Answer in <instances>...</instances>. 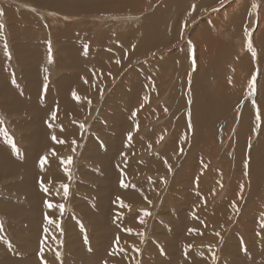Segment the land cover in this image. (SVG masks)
I'll list each match as a JSON object with an SVG mask.
<instances>
[{
  "label": "rangeland",
  "instance_id": "rangeland-1",
  "mask_svg": "<svg viewBox=\"0 0 264 264\" xmlns=\"http://www.w3.org/2000/svg\"><path fill=\"white\" fill-rule=\"evenodd\" d=\"M62 1L66 2V7L71 3L69 0ZM139 2L134 1L135 4ZM148 2L150 4L140 12L137 11L146 2L120 14L115 13L118 5H111L94 15L83 12L85 9L74 1L75 6L71 3L68 9L74 14L65 15L92 18L91 21L82 20L85 27L75 21L71 22L73 26L58 22L64 17L61 14L55 17V12L59 10L51 7L49 2L0 0V9H3L0 23L4 25L0 28V89L6 80L15 81L18 87L25 86V75L29 72L34 79H40V67L44 69L43 79H51L50 83L46 81L48 90L56 89V81L66 75L63 91L60 90L61 94L51 99L56 104L50 101L47 104L51 107H46V114L51 117L48 124H54L53 129H60L55 124L64 120V103L67 97H74L72 91L79 89L75 98H86L88 105L83 108L86 122L82 124L77 119L73 120V148L68 147L70 151L67 152L68 157L73 158L72 164L67 165L71 176L65 172L61 184L53 182L49 185L51 189H59L63 184L69 186L68 197L63 196L61 188L62 195L55 202L64 204L65 210L61 213L57 209L50 215L54 222L43 219L45 214L33 211L31 196L19 190L23 187L20 169L14 175L11 168L6 169L5 175H9L6 177H2L3 170L0 171V203H16L13 207L0 206V222L3 223V230H0V264H264V189H260L261 184L249 174L246 156H251L264 140V110L260 108L261 103L264 105V102L260 103L264 100L261 97L264 93V0H185L180 8L173 7V0ZM235 2L232 10L236 14L228 17L227 12L231 10L228 5L232 3L233 6ZM199 3L200 11L191 8L193 5L199 7ZM253 4L257 7L253 8ZM158 6L164 8L163 15L168 20V27L171 25L172 28L168 30L169 39L164 42V47L155 49L160 53L151 57L138 56L135 60H130L132 54L129 52L120 60L115 57L108 67L114 71H109L108 75L106 69L103 72L107 77L115 74L114 78L109 79L102 90H95L88 83L85 87L71 86L69 79L78 71L61 66V62L70 61V56L64 47L68 43L61 39L60 31L65 34L70 32L66 35L73 39L101 33L104 39L114 38L112 42L119 44L122 34L128 35L139 28L144 17L152 14ZM93 18L106 20L99 22ZM249 38L256 52L255 57L247 47ZM71 40L70 45L73 43ZM5 43L10 57L6 54ZM33 47L36 49L34 63L38 64L28 66L25 58L31 55ZM88 47L91 50L97 48ZM254 74L256 89L250 95L249 83ZM154 79L157 82L152 85ZM145 85L149 87L142 90ZM207 92L213 94L221 110L210 123V128L199 129L195 126L196 116L193 114L196 112H193L192 98L198 95L201 99ZM145 97L151 101L141 108L138 101L140 98L145 100ZM63 98L66 100L63 101ZM223 111H228L230 115ZM53 112L56 113L55 118ZM142 115L145 117L136 122V116ZM133 116L135 123L132 122ZM0 118L3 119L1 130L15 141L18 148H25L26 138L31 134L30 117L8 113L2 107L0 98ZM126 121L131 124L128 127L131 131L128 129L125 137L128 138V132L132 133L133 148L131 156L125 161V169L132 172L130 183L134 186L132 189L136 197L131 198L129 203L124 196L120 198L129 207H117L119 211L114 209L118 218L113 229L104 227L106 225L101 219L97 220L102 224L97 223L75 208L82 202L93 203L94 197L89 196L88 193H92L89 189L100 185L99 181L86 176V172L98 170L84 155L89 139L94 137L100 146L108 147L109 141L104 138L115 133L116 124ZM202 121L207 126V119L202 118ZM53 135L48 142L45 138L41 139V144L45 139L47 145H54ZM138 139L141 144H138L140 146L134 154ZM54 151L60 157L61 152ZM161 155L163 159H160ZM62 157L63 160L68 158ZM145 183L150 185L143 186ZM242 191H245L244 194ZM27 200L29 202L26 203ZM145 211L150 215L145 216ZM47 223H50V228L46 233ZM95 224H100L99 230L94 228ZM96 250L98 253L91 254Z\"/></svg>",
  "mask_w": 264,
  "mask_h": 264
},
{
  "label": "bare ground",
  "instance_id": "bare-ground-1",
  "mask_svg": "<svg viewBox=\"0 0 264 264\" xmlns=\"http://www.w3.org/2000/svg\"><path fill=\"white\" fill-rule=\"evenodd\" d=\"M69 1H71L72 4H74V1H76L81 9L82 8L85 9L83 12L94 13V15H97V14H95L97 12H103L104 9L108 8L111 5H118L117 8H119V7L120 8L119 9L115 8V13L120 14V12L125 11L126 9L134 8L135 5H138L139 3H142V2H146V4L144 3L145 5L139 4L141 6H140V10L137 12H140L143 10V8L147 7V5L150 4V2H148V0H143V1L139 0L140 2L137 4L134 3L135 0H69ZM106 1H108V5H107ZM184 1L185 0H173V7L180 8L183 5ZM194 1L202 2L204 0H194ZM260 1H262V0H260ZM44 2H49L51 7L59 10L58 12H55V17L56 16L58 17V14H61V16L64 18H61V20H59L58 22H63V23L67 22V24H68L67 26H70L71 22H74V21L77 23L79 22V25L81 26V25H84V24H82L83 19H86L87 21L88 20L91 21V19H92V18L90 19V18H83V17L77 18V16H73V15L66 16L65 13H70L68 11V9H70L69 7L71 6V3H69V6L66 7L67 6V5H65L66 2H64L62 0H42V3H44ZM210 2H212V1H210ZM174 3H176V5H174ZM232 3L228 5V7H231V10L227 12L228 17H232L236 14L232 10V8L235 6L236 2L234 3L233 6H232ZM198 5H199V7L195 5V11H200L201 4L199 3ZM74 6H75V4H74ZM186 6H188V5H186ZM31 8L33 9V7H31ZM186 8H188V7H186ZM191 8L193 9V7H191ZM192 9H190V11ZM5 11L7 12L8 10L5 8ZM48 11H51V10L48 9ZM83 12L82 13H75V14L79 15V14H83ZM164 12H165L164 8L162 6H158L152 14L146 15L144 17L139 28L132 30L128 35L122 34V36L119 37V40H121L119 44H115V42H112V40H114V38L104 39V37H102L101 33H98L97 36L96 35L95 36H92V35L88 36L87 35V37H84V38L76 37L73 39V37L70 38V36H67L70 32L68 34L66 33L67 34L66 35L63 31H60V33L62 32L61 33V39L64 41L66 40L68 43V45H64V47H66V49H67L66 52H68V54L70 56V61H68V63L61 62L62 63L61 66L64 69L72 68L75 70V72L78 71V72H76V74L74 73L72 75V78L70 77V79H69L72 82L71 86L77 85L78 87H85V86H87V83H88V85L90 87H93L95 90H97V89L102 90L105 83L109 79L114 78L115 74L113 76L111 75L112 77H107V76L103 75V72L106 69L108 72L107 73V75H108L109 71H114L110 68L108 69V67H109V64L113 63L115 57H116V59L120 60L122 57L127 55L128 52L132 54V55H130V60H135V59H137L138 56L139 57H148V56L151 57L152 55L155 56L157 54V52H159V50L156 51L155 49L162 47L164 45V42H168V39H169L168 30L172 29L171 25L168 27V25H169L167 22L168 20L163 15ZM175 12H177L176 9H175ZM104 13H105V11H104ZM70 14H74V13L72 12ZM106 14H108V13H106ZM171 16H173V15H171ZM116 17H117V15H116ZM93 19H98L99 22H105V20H106L105 18H93ZM15 20H17V19H15ZM114 20H115V17H114ZM107 21H110V20H107ZM182 22H184V21H182ZM94 24L96 25L97 22H95ZM116 24H118V23H116ZM71 26H73V25H71ZM87 27H88V25H87ZM115 27H117V26H115ZM89 28H93V27H89ZM77 32H80V31H77ZM127 32H128V30H127ZM83 33H85V32H83ZM84 35H86V34H84ZM201 38H204V37H201ZM70 40H71V42H73L71 45H70ZM91 40H93V41H91ZM41 44H43V43H41ZM26 45H28V42ZM85 45L97 46V48L93 47L91 50L88 47L87 48V54H85ZM133 45H136V46L133 47ZM257 45H258V43H257ZM116 46L118 47L117 49H116ZM34 48L35 47H33V49H30L31 55L26 56V58H25L26 64L28 66H30L32 63H34V61H36V59H34V57H33L34 51L36 50ZM113 48H115V49H113ZM16 50H18V47L16 48ZM153 51H156V52H153ZM259 51H261V47H259ZM27 52H28V50H27ZM205 52H206V50H205ZM206 53H209V51ZM262 54L264 56V51ZM34 64H38V62L34 63ZM40 66H41V64H40ZM43 70L44 69H42L40 67V69H39L40 74H41L40 79L39 78L34 79L31 72L26 74L25 75V80H26L25 86L18 87L16 83L14 84V83L10 82L9 80H6L4 87H2L0 89L1 104H2V107L8 113L27 114L30 117V119L32 120L31 134L28 138H26L27 146L23 149H20L17 146V148L19 149V154H17V152L12 149L11 145L8 143L9 137L0 128V171L3 170V172H1L2 177L3 176L6 177V176H9V175H5L7 173L6 169L11 168V170L13 171V175L15 174L16 170L20 169L21 170L20 174L23 175V181H22L23 187L19 190L21 192H23L24 194L31 196L30 203L32 205L33 211L35 210L36 212L41 213L42 215L47 214L50 217V215L52 213L56 212L57 208H53V209L47 208V206L45 205V201L47 200V201H50V202L55 204V202H57L58 199L62 195V189H61V187L59 189H51V188H49V185L53 184V182H55L57 184H61L62 180L65 178V171H64L65 165L62 163V161H63L62 156L68 157L67 152L70 151L68 149V147H70V149L73 148V143L71 142L72 141L71 137L74 138V136H75V134H74L75 129L73 128V126H74L73 120L77 119L82 124H84V121L86 122L85 115L83 113L84 112L83 108L85 107V104H86V98H85V100L83 98L81 99L80 97H79V99H77L74 96L71 99H68V97H67L68 94H67L65 96V97H67V101H65L66 99L63 98V101H65L64 104L66 105V112L63 115L64 120L61 123L55 124V125H59L60 129H58V128L56 129V127H55V129H53V127H54L53 123L54 122L52 123L53 125L48 124V122L51 121V117H49L50 114L49 115L46 114V112H47L46 109L48 108L47 106L49 105L47 103L52 101L56 104V101L51 100V99L55 95L61 94V91H63L62 89H63V84L66 80V75L61 76L60 79H58L56 81V83H57L56 89L48 90L46 81H48L50 83L51 79L50 78H48L47 80L43 79V75L45 74ZM63 77H65V78H63ZM1 81H2V79H1ZM155 82H157L156 79L153 80L152 85ZM71 86L69 85V87H71ZM77 86H76V88H77ZM148 87H149V85H145V86H142L141 89L144 90V88H148ZM74 91H72V92H74ZM75 92L77 94V92H79V89H77ZM260 92H258V93H260ZM192 94H193V91H192ZM259 97H260V95H259ZM261 97L262 98L264 97V93L261 95ZM149 99L142 100L140 98L139 99L140 102L138 101V103H141V105L144 106L145 103H149L151 101V100L149 101ZM59 100H60V98H59ZM192 100L194 101L193 112H196L195 114H193L194 116H196L195 120H194L196 128H199V129L210 128V125H211L210 123L220 114V110H221L218 108V105L214 100L213 94L207 92L205 95H203L201 97V99L198 95H195L194 98H192ZM132 101L137 102V100H132ZM261 102H264V100H260V103ZM87 106L88 105L86 104V108H87ZM135 108H136V106H135ZM141 108H143V107H141ZM260 108H261V110H264V105L262 103H261ZM60 110H62V109H60ZM133 110H135V109H133ZM223 113H226L227 116L229 114L228 111L227 112L223 111ZM134 116L132 117L133 123H135L134 122ZM142 117H145V116H143V115L140 117L136 116V122H139V119L142 120L143 119ZM202 118L207 119V121H208L207 126L204 125ZM130 125L131 124H129L128 121L123 122L121 124H116L117 127L115 129V133L108 134L107 137L104 138V140H106V138H107V140L109 141L108 147H103L102 145L100 146L99 142H97L94 139V137H91L88 141V147L84 152L85 157L88 158L89 161L96 168H98V170L96 172L95 171L86 172V176L90 179H94L95 181L96 180L99 181V182H97V181L96 182L99 183L100 185L97 184L99 186H96L95 188L89 189V191L92 192V193H88L89 196L94 197L93 203L86 201L84 203L82 202L79 205V202H78L79 207L77 206V208H75V209L81 211L86 216H90L94 221L96 220L97 223H100V224L105 223L106 226H104V227L113 228V226L116 224V221H117L116 217L118 218V216H117V212H115L114 209H116V211H117L118 210L117 207H119V208L123 207L121 205V203H118V201L120 202L123 200L120 198H123V196H124L125 197L124 199L129 203V201H131L130 200L131 198L133 199L136 197L135 196L136 192L135 191L133 192V189H132V188H134V186H132V184L130 183V181H131L130 176L132 175L131 174L132 172L130 173L128 171L130 169H128V170L125 169L126 168L125 161L127 160V157L129 158L131 156V152H132V148H133V143L129 142L128 138L125 137L128 129L130 130V128H128ZM77 126H78V124H77ZM49 128L51 131H49ZM237 129H238V127H237ZM52 133L57 138L56 142L54 143V145H51L50 142H49L50 145H47L45 141L46 140H47V142L49 141V137H50V135H52ZM243 134H244V132H243ZM100 136L103 137V135H100ZM43 138H45L46 140L44 139L43 140L44 143L41 144V139H43ZM57 141H64V143H58ZM247 142H248V140H247ZM139 143L141 144V140L138 139L135 144L138 145ZM44 144H46V145L43 147ZM245 145H247V144H245ZM139 146L140 145H138L136 147L137 149H136L134 154L137 153ZM245 148L243 147V149H245ZM247 149H248V147L245 150H247ZM53 150L61 152L60 157H58L57 155H55V156L52 155ZM234 150H236V149H234ZM230 152H227V153H230ZM168 153H170V151ZM243 154H244V152H243ZM42 156H47V158H49L47 164L43 168H41L40 163H39L40 158ZM246 156H248L247 161L249 162V165H248L249 166V174L253 177L254 180H256V182L258 184H261L260 186H262V187L260 189H262V188L264 189V140H262V143L255 149V152H253V154L251 153V156H249V155H246ZM246 156H245V159H246ZM162 157L163 156L161 155L160 159H163ZM240 157H242V156H240ZM241 159H243V158H241ZM241 159H239V160H241ZM230 161H231V159H230ZM138 167L142 168V166H140L139 164H138ZM145 169L143 172H145ZM234 169L237 170L235 168V164H234ZM242 169H244V167ZM148 170H150V169H148ZM138 174H139V172H138ZM140 175H141V173H140ZM86 176H84V177H86ZM249 178H250V176H249ZM41 180L44 182L45 186H47L49 189V191L47 193H45L42 190V188L40 187ZM245 180H247V179H245ZM121 181H123V183H121ZM238 182L241 183L242 181L239 180ZM147 184L148 183H145V185H143V186H147ZM148 185H150V184H148ZM257 186L259 187V185H257ZM220 187H222V186H220ZM235 187H237V185ZM239 187H241V186H239ZM144 188H146V187H144ZM252 188H254V186H252ZM205 189L206 188H204L203 190H205ZM257 189L258 188H256V190ZM238 191L241 192L239 189H238ZM145 192H146V190H145ZM244 192L242 191L243 194H244ZM140 194H142V193H140ZM252 194H253V192H252ZM126 197H128V198H126ZM236 197H238V196H236ZM27 202H29V201L27 200L26 203ZM201 203H203V202H201ZM198 204H200V203H198ZM204 204H205V201H204ZM227 204H228V202H227ZM3 205H6L8 207H13L12 205H16V203L14 201H12V202L2 201L0 203V206H3ZM220 205H221V203H220ZM21 206H23V204H21ZM200 206H201V204H200ZM261 208H262V206H261ZM217 209H218V207H217ZM203 212H205V211H203ZM206 212L208 213L209 211H206ZM215 212H217V210ZM218 212H221V211H218ZM210 214L212 215V213H210ZM217 214H219V213H217ZM221 214H223V213H221ZM42 215H41V217H42ZM206 216H207V214H206ZM216 217H217V215H216ZM210 218H212V217H210ZM43 219H45V218H43ZM97 219H101L102 223L100 222V220H97ZM214 219H215V217L212 218V220H214ZM91 223H92V221H91ZM99 225L95 224L94 228L96 230H99V227H100ZM101 227H102V225H101ZM45 228L49 229L50 223H47ZM113 229H115V227ZM83 232L84 231H82V233ZM82 233H80V234H82ZM102 243L103 242H100V244H102ZM96 252L98 253V250L91 252V254H94Z\"/></svg>",
  "mask_w": 264,
  "mask_h": 264
},
{
  "label": "snow or ice",
  "instance_id": "snow-or-ice-1",
  "mask_svg": "<svg viewBox=\"0 0 264 264\" xmlns=\"http://www.w3.org/2000/svg\"><path fill=\"white\" fill-rule=\"evenodd\" d=\"M192 7H193V10H195V5H193ZM256 7H257V5L253 4V8H256ZM2 14H3V9H0V15H2ZM3 27H4V25L2 23H0V28H3ZM250 35L251 34L249 33V37H250ZM133 47H135V45H133ZM247 47L252 51V55L255 57L256 56V52H255V49L252 46V42H251L250 38L248 40ZM87 48H88V45H85V54H87ZM5 49H6V54L10 57L11 53L7 51V44L6 43H5ZM50 51H51V49H50ZM117 62L119 63V61H117ZM193 66L195 67V59H193ZM13 82L15 83V81H13ZM249 88L251 89L250 95L254 94L255 93V89H256V75L255 74L251 78V81L249 83ZM73 96H76L75 92H73ZM76 98L79 99L78 96ZM147 99L148 98L145 97V100H147ZM253 103H255V102L253 101ZM141 107H143V105H141ZM52 116H53V118H55L56 113L53 112ZM2 122H3V119L0 118V123H2ZM136 127L138 129L139 125L137 124ZM189 127H191L190 123H189ZM52 139L54 141H56L57 138H56L55 135H53ZM131 139H132V133L129 132L128 133L129 142H131ZM161 139H163V137H161ZM57 142L58 143H64V141H57ZM8 143L11 145L12 149L15 150L17 152V154H19V149L17 148V145L15 144L14 140L9 139ZM52 155H54V156L56 155L54 150L52 152ZM72 160H73V158L70 156L66 160L62 161V163L65 165L64 171L69 174V177L71 176V173H70L69 167H67V165H71L72 164ZM47 162H48L47 156H42L40 158V161H39L41 168H43L47 164ZM121 183H123V181H121ZM40 187L42 188V190L45 193H47L49 191L48 187L45 186V184H44V182L42 180L40 182ZM61 188L63 189V196L65 198L68 197V195H69V186L67 184H63V185H61ZM149 203H151V202L149 201ZM45 205L49 209L57 208V209L60 210L61 213H63V211L65 210V205L64 204H54V203L46 200L45 201ZM121 205L124 206V207H129L127 205H124L123 201H121ZM144 215L147 216V215H150V213L145 211ZM45 219L49 220V222H54L52 220V218L49 217L47 214H45ZM141 222L143 223V221H141ZM0 230H3V223L2 222H0ZM47 231H48V229L45 228V232H47ZM127 231H131V229H127ZM190 231H194V230H190ZM217 235H219V233H217ZM85 239H87V238L85 237ZM118 239L119 238H117V241H118ZM57 255L59 256V252H57ZM41 259L43 260V254H41ZM45 264H46V262H45Z\"/></svg>",
  "mask_w": 264,
  "mask_h": 264
}]
</instances>
